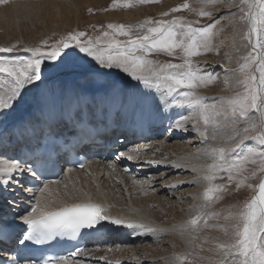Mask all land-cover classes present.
Instances as JSON below:
<instances>
[{"label":"bare ground","instance_id":"6f19581e","mask_svg":"<svg viewBox=\"0 0 264 264\" xmlns=\"http://www.w3.org/2000/svg\"><path fill=\"white\" fill-rule=\"evenodd\" d=\"M6 1L0 0V7L13 9L18 4L17 0H9L8 4L2 5ZM260 2L240 0L232 4L228 1L220 5L221 9L211 11L199 25L219 20L216 31H226L214 40L224 43L221 47L224 48L225 59H221L222 55L221 58H214L201 54L193 62L203 71L216 73V81L212 80L216 88L197 89L194 95L202 100L205 97L222 96L223 90L231 85L229 69L232 65L227 56L235 50L239 31L237 21L230 11L235 7L246 6L249 9L246 27L250 48L256 55L253 69L258 90L256 110L264 135V45L258 24ZM24 3L27 7H45L47 4L44 0H28ZM2 12L8 16L9 9L0 8V17ZM61 13L58 15L44 11L41 18L47 19L55 29L59 27L57 17L61 16V20L66 23L67 18H62ZM145 13L123 12L116 17L122 16L131 21ZM188 22L196 24L182 17L170 23ZM124 44L128 45V42ZM37 45L30 44L26 50L3 49L0 46V217L6 214V210L16 207L9 194L2 193L6 190L14 191L13 187L5 183L20 186L21 177L13 171L24 169L17 159L11 157L16 154L18 145L12 140L11 133H5V127L14 124L21 127L20 120L27 118L32 122L36 112L48 110L56 102L65 104L74 96L76 100L79 94L97 92L102 107L113 99L122 101V113L120 116L119 112L115 113L112 126L118 123L119 117L133 116L142 109L150 115L152 121L166 117L160 127L153 128L157 130L167 126L165 133H152L154 135L151 137L140 139L115 128H111L109 133L104 131L103 136L109 135L111 143H115L113 149L117 152L114 157H110L112 161L95 160L81 170H66L60 181L45 185L35 194V211L21 217L19 222L25 223L28 219L73 204L98 201L104 205L109 227L102 230L91 244V248H101L92 252L86 250L78 257L63 259L58 264H178L174 253L188 250L192 245L206 248L195 233L196 229L187 227L189 224L184 216L191 208L189 201L199 199L197 193L210 181L214 169L215 163L205 156L206 145L217 146L234 133H227L218 126L210 130L199 109H187L182 103L161 96L164 87L173 86L174 77L187 72L194 64L190 61H168L157 72L137 73L106 61L98 65L83 63L80 59L97 60L99 52L87 45L67 43L59 49H40ZM44 56L50 59V65L40 62ZM103 128L101 126L100 132H103ZM57 129L62 132L70 127L58 124ZM120 152H123V156L119 158ZM30 191L29 188L24 190L25 193ZM263 236L264 175L257 184L248 211L245 239L231 249L216 251L226 258L225 264H262Z\"/></svg>","mask_w":264,"mask_h":264},{"label":"rangeland","instance_id":"374dc122","mask_svg":"<svg viewBox=\"0 0 264 264\" xmlns=\"http://www.w3.org/2000/svg\"><path fill=\"white\" fill-rule=\"evenodd\" d=\"M7 1L2 5L8 4ZM26 1L17 0L18 4L13 9L0 7L9 9L8 16L2 12L0 17L3 22L0 46L3 49L26 50L34 43L39 44L37 48L40 49H59L67 43L87 45L99 52L97 60L80 59L83 63L98 65L106 61L137 73L157 72L168 61H190L194 64L187 72L174 77L173 86L164 87L161 96L182 103L187 109H199L210 130L218 126L234 134L217 146L206 145L204 153L215 163L214 169L204 189H197L199 199L189 201L191 208L184 216L189 224L187 227H194L198 238L207 247L192 245L188 250L174 253V256L178 264H225L226 258L218 255L217 251L231 249L245 239L248 211L257 184L264 175V135L257 116L258 90L253 71L256 55L250 48L246 27L249 9L243 6L230 11L239 30L235 50L227 56L232 65L229 69L230 87L223 90L222 96H204L202 100L194 95L196 90L216 88L212 82L216 73L203 71L193 61L201 54L214 58L222 55L224 60V48L221 47L224 43L214 39L226 30L216 31L218 19L207 24L199 23L205 21L211 11L221 9L220 5L240 0H44L47 2L45 7H27ZM57 8L60 9L57 11ZM44 11L58 15L62 12V18H67L66 23L61 16L57 17L59 27L52 28L47 19L41 18ZM141 11L146 13L131 21L116 17L118 13ZM181 17L196 24H175L161 32L153 43L145 45L141 42L143 35L157 33L163 23ZM258 24L264 45V0L260 2ZM46 57L40 62L50 65V59ZM97 249L92 247L89 252ZM260 260L264 264V258Z\"/></svg>","mask_w":264,"mask_h":264}]
</instances>
